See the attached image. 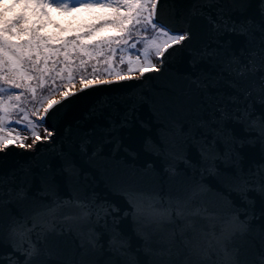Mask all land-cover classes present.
<instances>
[{
    "label": "water",
    "instance_id": "obj_1",
    "mask_svg": "<svg viewBox=\"0 0 264 264\" xmlns=\"http://www.w3.org/2000/svg\"><path fill=\"white\" fill-rule=\"evenodd\" d=\"M196 2L163 0L161 22L190 27L192 39L173 49L162 71L85 91L44 124L55 133L50 141L7 143L0 153V176L8 178L0 187V264H11L8 257L24 264L29 244L37 249L31 264L264 258V172L257 171L264 140L258 127L249 129L264 117L259 56L256 71L238 75L261 47L260 0H215L193 16ZM243 21L251 25L247 35L224 28ZM69 201L41 221L45 229L37 224L27 233L43 206ZM111 205L119 212L106 215ZM146 215L165 222L148 226ZM186 220L195 222V234L184 229Z\"/></svg>",
    "mask_w": 264,
    "mask_h": 264
},
{
    "label": "snow or ice",
    "instance_id": "obj_2",
    "mask_svg": "<svg viewBox=\"0 0 264 264\" xmlns=\"http://www.w3.org/2000/svg\"><path fill=\"white\" fill-rule=\"evenodd\" d=\"M18 2H22L24 4V7H28L29 4L35 5V7L40 8L43 10L45 7L47 0H18ZM56 0H53V3H55ZM76 2L80 3L81 6L84 7H92V3L84 4L83 0H76ZM215 0H197L196 3L192 5L191 9V15H204L202 9L204 8H211L214 4ZM163 4V0H121V2L117 5V7H123L128 10V12L125 15H122L119 17V20L122 21H128L129 22V29L125 30V34H129L131 27L135 25H139L143 23L145 25V28L143 31H147V26L150 25L152 30L157 33L158 38L153 39L149 42V45L146 50L141 51V49L138 47L137 43H131V51H134L136 53V60H129V68L128 72L131 73L133 71H139V76L135 77L137 81L142 82L144 78L154 72H160L163 70L165 64L170 58L171 52L174 48L177 46H184L186 41H190L192 39V32L190 27L185 28H177L174 25L165 24L161 22V7ZM64 8V10H68V5H60ZM101 7L104 5L101 3ZM260 12L261 15L264 16V0H260ZM46 15V13H43ZM208 21L213 24L214 28L219 29L220 24L217 21L212 20L211 16L207 17ZM24 22L23 25H21L19 28H16L17 25H20L21 22ZM112 23H116L117 21H111ZM37 25H39V22H33L32 25H29L27 22L26 15L21 12L17 14L13 19L11 20H5L0 14V70L3 69V66L7 64L9 66V70L13 72L14 74L12 76H5L3 74H0V80L4 81L6 84H8L9 89H20L22 87V84L19 82L20 80L24 79H32L31 76H28L27 73L21 71V61L25 59H31L33 54L37 56V61L33 62L34 67L36 70L40 73L36 79L39 81V84L41 86L44 85V75L45 73L49 71H53L54 69L50 70L47 67V59L48 56L54 55L59 52V49H53L50 47V41L53 40V37L51 36H42L37 33ZM42 26V25H41ZM98 25H92L89 27V32H91L95 27ZM251 25L249 21H243L239 25H237L235 22L232 23L231 27H229L227 24L224 25V28L226 31L234 32L238 35H247L249 32ZM16 28V31L20 32H26L30 34V39L25 41L23 45L21 44H13L5 35V33L11 31L12 29ZM261 33V47L258 51L253 50L249 52V62L247 65H245L243 68L240 69L238 75L243 76L245 73L254 72L257 70L256 60L255 57L259 56V70L264 72V25L260 26L257 29ZM87 34V33H85ZM80 36L77 35L71 40L64 39L60 42L61 47L67 48L70 45L74 48L79 49H85L87 46L84 44H78L77 41H79ZM115 39L117 43L120 41H124V37H118V38H104V40L99 41L98 43H112V40ZM125 43H128V41H124ZM25 46L27 50H25ZM86 55H89V53H85ZM65 58L67 59L68 53H64ZM159 61V66H157L156 63L152 62V56ZM5 56H7V59H5ZM43 56L44 58V67H39V58ZM143 56V60L141 61L140 57ZM121 62L123 63V58L121 59ZM135 64V68H133L131 65ZM95 71V69H94ZM109 75H114L116 77L117 81H124L127 82L133 77L129 75H121L119 72H109ZM69 81L74 79L71 75L67 77ZM82 78L81 87L76 91H68L65 90L62 92L60 99L58 100H49L47 105L44 106V110L42 113H39V118L36 120H30L27 116L23 117L22 119L27 120V124H20L19 122H14L17 127H20L22 131H31V134L35 137L33 140L32 145H25L23 143V140L19 139L18 134L12 135L7 131L11 125L7 123L6 113L10 111V109L15 108L16 105L11 104H5L3 99L0 98V153H6L9 149L10 145L5 143L6 140L11 139L13 144L19 143L21 147H28L32 148L35 145H37L38 142L43 141L47 142L52 139V137L55 135L54 132L45 130L46 135L41 138L40 134L36 129L40 125H44L47 123L49 118L52 116L66 112L76 101L77 98L84 94L85 91H90L95 87L98 86H105V85H111L114 82L109 80H92L90 82L84 83ZM57 85H55V82L53 81V84L51 85V91H55L57 89ZM8 89L0 87V92L7 91ZM33 93L35 92L34 89H32ZM261 94L264 96V76L261 77ZM13 97H9V100L11 101ZM15 99L19 100L20 95H16ZM34 116L37 115L36 112L33 113ZM130 115V113H129ZM259 128V136L261 140H264V117L261 118L259 123L253 122V124L249 125V129L253 128ZM82 150L83 145H82ZM203 154V153H202ZM68 167H71V162H68ZM258 172H264V164H261L257 167ZM7 179L4 176H0V187H2L5 183H7ZM261 192H264V184L261 185L260 188ZM17 195L21 198L24 196V190L21 189ZM72 202H54L52 206H43L40 211H38L35 216L33 217V228L28 229L27 233H30L37 224H40L42 229H45L46 226L41 223V221L46 216H55L58 214L63 207L67 206L68 204H71ZM77 206H81L79 201H76ZM109 209L111 212H119V209L116 208L114 205L106 206L105 207V214L107 215L109 212ZM86 215V214H84ZM127 215V213H125ZM177 217H183L184 213L183 211H177L176 213ZM192 215H198V213H193ZM145 220L147 221L148 226H152L155 224L163 223L165 222L161 216L157 215H146ZM167 219L171 220V213H167ZM115 222V221H114ZM185 230H191L195 234L197 232L196 224L192 220H186V223L184 225ZM13 232H16V229H13ZM19 235L22 237L26 235L24 232H20ZM30 240V237H29ZM210 243V242H209ZM22 248V246H21ZM21 248H17L16 250H21ZM24 254L26 256V259L24 261V264H31V258L37 254V249L35 248V245L29 244V248L24 251ZM0 259H3L0 257ZM8 259L11 261V264H20L19 261H13L11 260V257H8ZM229 264H239L236 260H231ZM258 264H264V258H261L258 262Z\"/></svg>",
    "mask_w": 264,
    "mask_h": 264
},
{
    "label": "rangeland",
    "instance_id": "obj_3",
    "mask_svg": "<svg viewBox=\"0 0 264 264\" xmlns=\"http://www.w3.org/2000/svg\"><path fill=\"white\" fill-rule=\"evenodd\" d=\"M20 5L21 2L18 0H0V14H2L5 20H11L8 16V12H14L12 9L14 4ZM50 8L53 12V15L50 18V23L48 28L44 29L43 27L37 26L39 30L43 31L45 34L50 35L49 30L58 31L57 38H53L54 45L50 46L53 49H59V52L48 56L47 67L53 71H49L44 75V85L41 86L39 81L36 79L40 73L36 70L33 65V62L37 61V56L33 54L31 59H25L22 62L23 68L22 71L27 73L28 76H31L32 79H24L19 82L22 84V87L19 89L20 93H15L10 95L9 93L0 94L6 103L16 105L15 108L10 109L7 112L6 118L9 120L19 119V115L22 113L23 116H27L30 120H36L39 118V113H42L44 106L47 105L49 100H53L54 97L61 96L62 92L65 90L74 91L81 87L82 78L84 83L90 82L92 80H112L116 79L114 75H109V72H119L121 75H135L139 71L128 72L129 63L128 60L130 55H136L134 51H131V40H134V43L138 44L139 48L147 49L149 42L153 39H157V33H155L151 26H147V31H143L145 25L143 23L131 27L130 33L125 34V30L129 29L128 21H120L119 17L125 15L128 10L123 7H117L121 0H83L84 4L92 3V7L81 6L80 3L76 0H56L53 3V0H48ZM104 6L101 7L100 4ZM68 5V10H64L60 5ZM98 9H94V8ZM74 9H82L76 15L73 14ZM37 20L33 19V22ZM111 21H117L112 23ZM29 25L33 23L27 21ZM22 25V24H21ZM21 25H17L19 28ZM92 25H98L91 32H89V27ZM87 33V34H85ZM7 38L13 43L23 45L25 41L29 40L30 37L28 34V39H25L22 43L20 36L16 40L11 37L10 32L5 33ZM77 35L80 36L78 44H84L87 47L85 49L74 48L71 45L67 48L61 47L60 42L64 39L71 40ZM56 35H52L54 37ZM131 36H134L133 39ZM124 37V41L117 43L115 39L112 40V43H98L99 41L104 40V38H118ZM25 50H27L25 46ZM67 52V59L65 58L64 53ZM85 53H89L86 55ZM123 58V63L121 59ZM143 59H141L142 61ZM152 62L158 65V60L152 56ZM135 68V64L131 65ZM39 67H44V59L39 58ZM95 69V71H94ZM71 75L74 77L71 81L67 77ZM6 76V75H5ZM0 83H5L0 80ZM55 82L57 89L51 91V85ZM32 89L35 90L33 93ZM1 93V92H0ZM20 95V99H15L16 95ZM9 97H13L10 101ZM7 98V99H6ZM36 112L37 115L34 116L33 113ZM13 122V125L9 127L12 134L18 136L26 137V131H22L20 127L14 128L16 124ZM9 123V121H7ZM23 124H27V120L22 121ZM42 126V125H41ZM47 128L45 126L40 130V135L44 137L47 133ZM48 130V129H47ZM50 131V130H49ZM41 137V138H42ZM12 140L8 139L5 143H10ZM30 141L26 139L24 141L25 145H28ZM20 145L19 143H16Z\"/></svg>",
    "mask_w": 264,
    "mask_h": 264
},
{
    "label": "trees",
    "instance_id": "obj_4",
    "mask_svg": "<svg viewBox=\"0 0 264 264\" xmlns=\"http://www.w3.org/2000/svg\"><path fill=\"white\" fill-rule=\"evenodd\" d=\"M12 9L13 10H15L14 12H11V11H9L7 14H8V16L10 17V18H14L17 14H19V13H21V12H23L25 15H26V17H27V21H31L32 23H33V19H35V20H37L38 22H39V25H37V26H39V27H43L44 29H47L48 28V24L50 23V18H51V16L53 15V12H52V10H51V8H50V5H49V2H48V0H47V3H46V5H45V7L43 8V10H41L40 8H37V7H35V5H33V4H29L28 5V7H24V4L21 2V4L20 5H17V2H16V4H14L13 6H12ZM95 10L96 9H98L97 7L96 8H94ZM82 9H74L72 12H73V14H77L79 11H81ZM43 13H46V15H44ZM23 25L24 24V22L22 21L21 23H20V25ZM42 25V26H41ZM16 28H18L17 26H16ZM16 28H14V29H12L11 31H9L10 32V34H11V37H13L15 40H16V38L18 37V36H20V39L19 40H21L22 41V43L24 42V40L25 39H28V38H30V37H28V34L29 33H26V32H20V31H16ZM43 31H45V30H39V29H37V33L39 34V35H42V36H52V35H56V36H54L53 38H57V35H58V31L57 30H55V31H52V30H49V33H50V35H47V34H45ZM29 36H30V34H29ZM28 37V38H27ZM133 39L135 38L134 36H131ZM14 41H12V43H13ZM135 41L134 40H131L130 41V43H134ZM13 44H16V43H13ZM54 45V41L52 40V41H50V46H53ZM131 46V45H130ZM141 49V51H143V50H146V49H143V47L142 48H140ZM41 58H42V61H43V56H41ZM136 55H130V58H129V60H133V61H135L136 60ZM5 59H7V56H5ZM140 59H143V56H141L140 57ZM128 60V61H129ZM21 64H22V62H21ZM22 68H23V64H22V67H21V71H22ZM0 74H3V75H6V76H12L14 73L13 72H11L10 70H9V66L7 65V64H5L4 66H3V69L2 70H0ZM1 82V81H0ZM0 87H2V88H5V89H8L7 91H4V92H1L0 94H6V93H9V96L10 95H14L15 93H20L21 91L19 90V89H9V87H8V84H6V83H0ZM7 99V98H6ZM4 101V100H3ZM4 103H6L5 101H4ZM24 116H23V114L21 113L20 115H19V119L18 120H16V122H19L20 124H23L22 123V121L24 120V119H22ZM7 121H9V125H13V120L11 119V120H9L8 118H7ZM44 125H40L37 129H36V131H40V130H42V127H43ZM17 126H14V128H16ZM11 130L12 129H10V128H8L7 129V131L9 132V133H11L12 134V132H11ZM41 132V131H40ZM40 132H39V134H40ZM19 134V133H18ZM12 135H14V134H12ZM26 137L24 138L23 136H19V139H21V140H23V143H24V141H26V139H28V141H30V142H32L33 143V140L35 139V137L31 134V131H26ZM41 136V135H40ZM42 137V136H41ZM7 141V140H6ZM5 141V142H6Z\"/></svg>",
    "mask_w": 264,
    "mask_h": 264
}]
</instances>
